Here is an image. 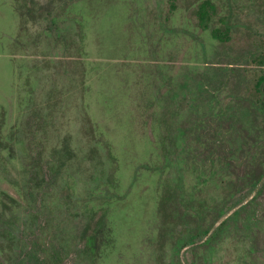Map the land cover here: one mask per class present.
I'll return each instance as SVG.
<instances>
[{
    "label": "rangeland",
    "instance_id": "1",
    "mask_svg": "<svg viewBox=\"0 0 264 264\" xmlns=\"http://www.w3.org/2000/svg\"><path fill=\"white\" fill-rule=\"evenodd\" d=\"M204 1L0 0V264H264V0Z\"/></svg>",
    "mask_w": 264,
    "mask_h": 264
},
{
    "label": "trees",
    "instance_id": "2",
    "mask_svg": "<svg viewBox=\"0 0 264 264\" xmlns=\"http://www.w3.org/2000/svg\"><path fill=\"white\" fill-rule=\"evenodd\" d=\"M214 3L211 0H205L204 2H202L200 9L198 10L199 13V18L202 21V23L209 18L210 14H211V10L213 11L214 9ZM206 25V24H203ZM213 35L216 38H222V32H214ZM258 88H257V92L260 94V97L258 99V103L260 105V107L263 109L264 108V76H262V78H260L257 82ZM264 176V171L260 172L259 174H251L250 176H246L248 179L247 181L253 186L256 187L258 186L259 182L261 181V179ZM237 213L239 212V210H236ZM236 213V214H237ZM225 224V223H223ZM193 239H190L189 241H191ZM185 243H189V242H179V245L177 247L176 250L179 251V249H181V246H183Z\"/></svg>",
    "mask_w": 264,
    "mask_h": 264
}]
</instances>
